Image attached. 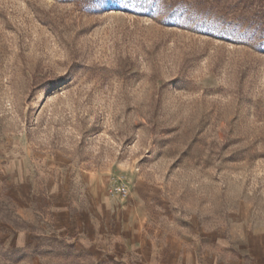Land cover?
<instances>
[{"label": "rangeland", "instance_id": "374dc122", "mask_svg": "<svg viewBox=\"0 0 264 264\" xmlns=\"http://www.w3.org/2000/svg\"><path fill=\"white\" fill-rule=\"evenodd\" d=\"M96 184L148 240L264 259V0H0V264H139L79 242Z\"/></svg>", "mask_w": 264, "mask_h": 264}, {"label": "crops", "instance_id": "0c3cea01", "mask_svg": "<svg viewBox=\"0 0 264 264\" xmlns=\"http://www.w3.org/2000/svg\"><path fill=\"white\" fill-rule=\"evenodd\" d=\"M93 182L97 183V180L93 178ZM93 191L95 204L92 215L88 216L87 210H84L82 213L86 216L84 220L79 218L76 221L77 227L75 228L95 229L96 237L81 233L78 239L86 249H93L96 254L98 228L105 234L103 244L99 245L101 248L109 245L111 236L117 241L120 235L124 238L125 246L131 247L132 250L139 246L141 251L139 264H264V259L261 257H228L229 248L223 244L222 234L217 236L216 242L213 241L211 233L209 234L210 240H207V235L203 242L198 241L197 236L192 234L180 237L162 236L158 239L159 241L148 240L146 232L150 228H145L143 223L138 222L139 207H142L145 202L142 195L134 194L135 196L128 198L126 204H122L121 201H115L106 194H98L97 184L93 186ZM97 200H101L102 203H97ZM125 208L128 212L124 213ZM72 227L52 229L54 232L69 235L75 229ZM160 229L165 231V229ZM32 231L33 228L20 229L16 232L15 239L20 244H25L30 241ZM203 244L204 248L199 251Z\"/></svg>", "mask_w": 264, "mask_h": 264}, {"label": "built area", "instance_id": "2783aa9c", "mask_svg": "<svg viewBox=\"0 0 264 264\" xmlns=\"http://www.w3.org/2000/svg\"><path fill=\"white\" fill-rule=\"evenodd\" d=\"M113 180V189L114 192L120 195H126L128 193L127 188L125 187V184L123 183L124 181V177L123 176H119L118 178H112Z\"/></svg>", "mask_w": 264, "mask_h": 264}]
</instances>
